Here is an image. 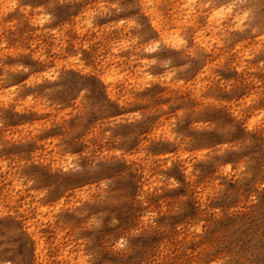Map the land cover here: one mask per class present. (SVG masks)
<instances>
[{"label":"clouds","instance_id":"9594fccd","mask_svg":"<svg viewBox=\"0 0 264 264\" xmlns=\"http://www.w3.org/2000/svg\"><path fill=\"white\" fill-rule=\"evenodd\" d=\"M0 264H264V0H0Z\"/></svg>","mask_w":264,"mask_h":264},{"label":"rangeland","instance_id":"374dc122","mask_svg":"<svg viewBox=\"0 0 264 264\" xmlns=\"http://www.w3.org/2000/svg\"><path fill=\"white\" fill-rule=\"evenodd\" d=\"M46 119H51V114L50 113H42L40 115V118L39 119H35V120H32L30 122H26V123H30V124H40L42 121L46 120ZM12 127L14 129H19V128H23L24 127V124L23 123H20V124H13ZM12 135H18V132H12L11 133ZM39 139L41 140V143H39L38 145H36V150L37 151H41V150H44V141H47V140H50L51 137L47 136V135H42L39 137ZM14 154L12 153H8L6 154V157L8 156H12Z\"/></svg>","mask_w":264,"mask_h":264}]
</instances>
